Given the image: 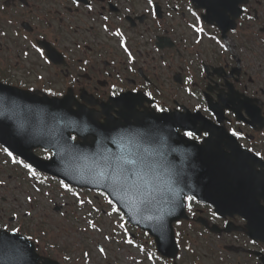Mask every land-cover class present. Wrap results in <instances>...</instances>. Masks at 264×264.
Listing matches in <instances>:
<instances>
[{
    "label": "flooded vegetation",
    "instance_id": "af4514ba",
    "mask_svg": "<svg viewBox=\"0 0 264 264\" xmlns=\"http://www.w3.org/2000/svg\"><path fill=\"white\" fill-rule=\"evenodd\" d=\"M137 1H128L132 7L126 10L118 0H12L3 8L13 21L5 36L7 47L13 49L0 56V80L58 96L72 89L80 98L87 91L99 103L150 92L148 98L154 105L200 110L215 123L223 120L230 134H241L233 135L237 143L221 133L210 137L216 145L208 146L220 148L215 154L260 153L264 163V0H152L151 5L142 0L141 10L134 5ZM208 10L214 13L207 21ZM193 12L204 27L199 35L192 28L197 22ZM24 22L31 32L24 30ZM117 29L135 57L132 63L119 47L120 38L112 35ZM164 34L175 36V56L164 41L157 45V38ZM198 38L200 43H196ZM38 40L52 43L63 58L45 63L33 47H38ZM177 74L181 85L175 80ZM208 87L214 91L208 92ZM232 87L239 93V102L229 100ZM206 94L223 107L239 104L240 121L230 110L218 119L205 111ZM207 138L202 135L198 142ZM244 168L256 175L239 190L240 199L250 202L249 211H241L233 219L223 218L211 206L195 199L189 203L199 264H264V164L247 163ZM6 196L13 194L6 189ZM34 213L35 204L26 201L0 203L1 224L29 221ZM40 253L48 255L45 247Z\"/></svg>",
    "mask_w": 264,
    "mask_h": 264
},
{
    "label": "snow or ice",
    "instance_id": "6c2138e0",
    "mask_svg": "<svg viewBox=\"0 0 264 264\" xmlns=\"http://www.w3.org/2000/svg\"><path fill=\"white\" fill-rule=\"evenodd\" d=\"M77 2H78V0H77ZM148 3L151 5L152 4V0H148ZM88 7H89V10H91V5H88ZM244 11H247V10L245 9ZM193 16L196 17V21L197 22L192 25V28L199 35V34L204 32V27L199 23L200 17L198 15H196V13H194V12H193ZM248 19H252V17L249 16ZM105 20H107V17H105ZM104 27H105V31H108L107 25H105ZM112 35L115 36V37H119L120 38L119 39V47L121 49H123L124 53L127 55L128 62L132 63L134 61L135 57L132 55V53H131V51H130V49H129L126 41H125V39L123 38V33L119 29H117L115 32L112 33ZM212 38L215 39V37H212ZM196 43H200V39L199 38L196 40ZM217 43H220V41H217ZM33 47L36 49V52L39 53V56L41 58H43L45 63H49V64L51 63V60L48 59V57L49 56H55V52H52L51 50H49L48 53H45L43 48L36 47V45H33ZM220 47L225 49V50H227L225 45H223V44H220ZM24 55L27 56L28 53L25 52ZM85 63H87V61H85ZM41 79H42V77H41ZM190 79L191 78H189V80ZM132 91L135 92V91H137V89L133 88ZM115 94L116 93L113 92V95H115ZM144 95H146L148 97L152 96V94L150 92H146V93H144ZM154 107L159 112L166 111V109L162 108L160 105H154ZM184 135H186L189 138H197L193 131H186L184 133ZM203 135L207 136L208 133L204 132ZM232 135L239 137L241 134L233 132ZM73 139H75V137H73ZM5 151L7 152L9 157H12V162L13 163H22L23 167L28 170V174L30 176L36 177L38 175L36 169L33 168L31 164L24 163L23 161H17L16 158L13 156L12 152H9L7 149H5ZM249 151H251V150H249ZM256 155L260 156V153H256ZM142 164H143V161L139 157H135V156H133L131 154L128 155V156H120L116 160L111 161L109 163V167H113L115 169H118L119 172H120V175L117 176V177H113L112 175L109 174V175L105 176V179L110 180V181H112V180L121 181L122 180V183H118V185H117V186L121 187L122 190H128L129 188L136 187L135 180L137 179V177L140 176V169H141V165ZM0 183H3V182L0 181ZM60 186L62 188H64L65 191L72 192L71 187L68 184H65L64 181L60 182ZM37 191H39V190L37 189ZM72 194H73V196L76 197V199H77L78 203L80 204V206L83 207L84 204H85V201L80 198L79 193H72ZM187 199L189 201H191V200L194 199V197L189 196V197H187ZM27 200H28L29 203H31L32 197L28 196ZM88 203L91 204L92 201H88ZM108 204L111 206L113 204V201L109 199L108 200ZM96 210L99 211V209H96ZM118 211H119V209H117L115 207L112 208V212H118ZM27 215L30 216L31 212H28ZM61 215H63V213H61ZM108 215H112V213L110 212V213H108ZM87 223H88L89 227H91L94 230L99 231V229H97L96 224L93 221L89 220V221H87ZM121 227H123V225H121ZM163 227L164 226L161 223V229H163ZM87 230H88L87 228L84 229V231H87ZM12 231L13 232H18L19 229H13ZM177 235H179V234H177ZM28 239H31V237H29ZM105 239H109V237H105ZM125 242L131 244L132 240L129 239V240H126ZM99 251L102 254L105 253V249L103 247H101L99 249ZM83 255L85 257H87L89 255V253L85 252ZM65 259H69V257H65ZM149 259H151V256H149Z\"/></svg>",
    "mask_w": 264,
    "mask_h": 264
},
{
    "label": "rangeland",
    "instance_id": "374dc122",
    "mask_svg": "<svg viewBox=\"0 0 264 264\" xmlns=\"http://www.w3.org/2000/svg\"><path fill=\"white\" fill-rule=\"evenodd\" d=\"M68 198H70L71 200L75 199L71 198L70 196H68ZM101 204L102 206L104 205L102 202ZM77 213L78 214L76 216L80 217V221H77V219L75 218V221L68 222L63 220V218L55 216L59 222H53L52 226L50 225L52 231H54L53 233H59V236H62L61 240L57 239L58 243H60L61 245L66 244V246L71 249L73 259L79 257V259H76L74 264H84L81 259V250L85 247H87V249L89 248L93 254L92 260L89 264H114L112 263L114 261H119L120 264H136V256L142 259L145 258L146 254L139 252L136 248L125 247L124 245H122V247H117L114 244H109L108 239H105L106 236H104V233L100 234L99 231L91 232L90 235H85L77 232V230H79L78 228L83 229V227L87 225V222L83 219V214H81L78 209ZM119 222L120 218L117 216V214L113 216L109 215L105 219L103 218L101 229L104 230L106 234H110L112 232V228L117 230V225L119 224ZM58 226L62 228L60 232L55 230V228H57ZM98 246L99 249L103 247L105 249V252L110 255L109 261H107L106 257L102 253H100L99 250H97ZM145 264L151 263L146 259Z\"/></svg>",
    "mask_w": 264,
    "mask_h": 264
},
{
    "label": "water",
    "instance_id": "95a60500",
    "mask_svg": "<svg viewBox=\"0 0 264 264\" xmlns=\"http://www.w3.org/2000/svg\"><path fill=\"white\" fill-rule=\"evenodd\" d=\"M177 169H178V175L175 174V178H177L178 182H180L181 184H187V182L185 181L186 180V177H187V174H183L182 171H180V169H186V165H185V162L184 161H178L177 163ZM138 177L137 179L135 180V183L138 181ZM118 184V183H122V180L121 181H114L112 184ZM139 182H137L136 184L138 185ZM91 186H95V184H89ZM136 212L135 210L133 209H128L127 210V213L129 215H132V213Z\"/></svg>",
    "mask_w": 264,
    "mask_h": 264
}]
</instances>
